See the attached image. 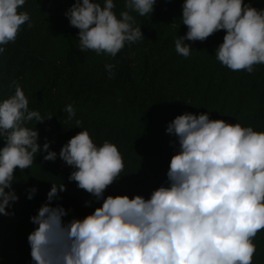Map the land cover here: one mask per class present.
Returning a JSON list of instances; mask_svg holds the SVG:
<instances>
[{
	"label": "clouds",
	"instance_id": "clouds-1",
	"mask_svg": "<svg viewBox=\"0 0 264 264\" xmlns=\"http://www.w3.org/2000/svg\"><path fill=\"white\" fill-rule=\"evenodd\" d=\"M157 0H125L114 12V0H75L64 15L79 29V50L115 57L144 37L132 12H154ZM26 0H0V55L15 42L21 26L32 27ZM182 24L187 32L175 39V51L188 57L187 41H204L225 30L215 48L216 59L233 71H254L264 63V8L251 0H183ZM113 64H105L111 75ZM15 83V82H14ZM67 121L76 113L72 104L63 109ZM211 112H184L167 123L174 148L165 180L147 198L142 194H109L108 186L122 177L124 164L117 145L105 140L98 146L82 122L81 129L57 153L39 131L29 127L45 119L29 108L16 83L14 94L0 100V214L14 215L19 196L13 188L14 172L29 169L38 154L45 161L57 155L71 171L76 187L92 197L86 207L99 204L83 218L69 216L61 204L66 185L51 183L46 201L30 217L35 225L27 239L32 264H252L253 238L264 229V131L223 119ZM36 123V124H37ZM125 175V174H124ZM8 189V191H6ZM38 189H28L33 199ZM102 201V203H100Z\"/></svg>",
	"mask_w": 264,
	"mask_h": 264
},
{
	"label": "trees",
	"instance_id": "trees-1",
	"mask_svg": "<svg viewBox=\"0 0 264 264\" xmlns=\"http://www.w3.org/2000/svg\"><path fill=\"white\" fill-rule=\"evenodd\" d=\"M74 2L26 0L20 10L29 13L32 27L27 22L22 25L15 42L5 45L0 55V100L14 94L18 83L31 110L45 118L52 116L39 123L33 120L28 126L38 129L41 145L45 138L52 141L50 148L57 153L81 131L76 119L98 146L105 140L117 145L124 169L105 196H150L165 180L174 153L170 145L174 137L165 131L167 123L184 112L209 111L210 119L264 131V63L253 65L252 73L222 65L214 50L222 43L225 30L204 41L185 40L193 50L188 57L176 53L175 39L187 32L180 17L183 0H157L152 15L132 12L144 37L126 43L115 57L79 50V29L64 15ZM97 2L103 6V0ZM251 2L264 8V0ZM114 3L119 17L126 10L125 0ZM108 63L114 65L111 75L105 69ZM67 104L76 113L71 121L63 111ZM71 171L58 155L55 161H45L38 154L29 169L14 172L13 188L19 200L6 209L14 215L0 214V264H32L27 237L35 225L30 217L46 201L51 183L66 185L61 199L51 203L71 210L67 218H83L99 206H85L92 197L68 180ZM32 186L38 191L29 200L27 192ZM253 243L252 264H264V229L257 232Z\"/></svg>",
	"mask_w": 264,
	"mask_h": 264
}]
</instances>
